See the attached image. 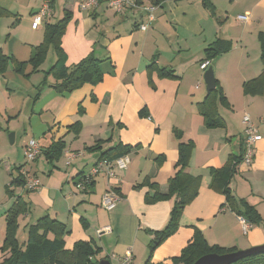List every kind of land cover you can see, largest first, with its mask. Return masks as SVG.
<instances>
[{
  "label": "crops",
  "instance_id": "crops-1",
  "mask_svg": "<svg viewBox=\"0 0 264 264\" xmlns=\"http://www.w3.org/2000/svg\"><path fill=\"white\" fill-rule=\"evenodd\" d=\"M81 1L66 0L57 6L56 0H0V50L12 58L0 73V217L5 214L6 219L18 197L29 203V211L18 217L19 243L27 242L31 223L50 215L70 230L65 236L67 249L79 240H87L101 249L98 255L113 264L128 251L132 254L130 264H144L149 259L154 231L167 225L178 200L176 195L161 199H154V195L157 190L169 193V179L177 170L179 144L192 140L195 147L184 171L198 179V192L185 207L177 231L157 247L151 262L173 264L172 258L181 254L196 230L210 244L238 250L263 245L264 95L243 92V82L258 76L263 66L251 63L234 76L231 89L218 78L228 100V105L217 101L224 126L206 125L198 102L208 93L201 82L205 49L218 39L228 42L225 44L229 49L209 59L210 65L234 50L250 55L264 36V0H227L225 7L222 0H209L213 9L203 0H164L158 4L137 0L139 8L127 7L121 12L107 0L86 11ZM48 5L49 13L38 28H33L35 15ZM152 5L154 19L149 22L145 8ZM64 10L72 12L62 37L66 65L79 62L93 51L102 60L104 80L60 93L53 87L58 80L46 73L57 57L54 48L50 47L54 55L49 49L36 69L29 61L33 47L44 40L46 23L63 17ZM240 15L245 18L240 19ZM25 21L28 30L23 28ZM239 22L243 25L235 32ZM143 23L146 28H141ZM17 62L26 63L23 73L16 70ZM151 63L156 68L150 72L147 67ZM159 68L173 70L174 75L162 76ZM246 115L262 138L255 142L252 163H238L230 188L236 199L256 207L263 221L251 223L245 234L243 216L212 186L211 169L224 166L232 155L245 153ZM232 116L239 117V128L230 126ZM12 133L13 143L9 139ZM31 139L38 141L41 152L26 165L25 147ZM118 144L130 145L129 166L116 168L111 178L100 173L86 189L77 188V182L102 154ZM71 155L76 156L68 164ZM21 166L22 171L39 177L38 190L10 186ZM110 187L117 188L121 200L113 210H106L101 199ZM4 235L6 221L0 226V246ZM8 255L3 252L0 258Z\"/></svg>",
  "mask_w": 264,
  "mask_h": 264
},
{
  "label": "trees",
  "instance_id": "trees-1",
  "mask_svg": "<svg viewBox=\"0 0 264 264\" xmlns=\"http://www.w3.org/2000/svg\"><path fill=\"white\" fill-rule=\"evenodd\" d=\"M51 1L53 2L54 0ZM152 1L158 4L164 0ZM203 1L206 6L213 9V5L209 0ZM71 18L72 12L64 10L63 17L56 22L46 23L44 40L33 47L29 61L36 69L46 58L50 47L54 48L57 57L46 73L53 74L58 80L53 84V87L60 93L72 92L85 83L97 84L104 80V71L101 67L102 60L93 51L79 62L70 66L66 65L67 55L62 47V37ZM225 43L228 42L218 39L209 45L205 49V60H214L218 55L227 51L229 46ZM11 60L10 56L0 50V73L6 70ZM261 60L263 66L261 73L243 82V92L246 95H264V36L261 41ZM25 65V62H17L16 70L23 73ZM154 68H156L155 63H151L147 67L150 72ZM159 70L162 76L174 75L173 70L167 71L165 68H159ZM216 81V89L208 92L204 100L198 102L199 112L204 116L205 123L209 127L225 125V120L219 112L217 101L228 105V100L219 85L218 79ZM37 96H40V93ZM61 145L60 143L58 146ZM194 147L195 144L192 140L179 144L177 170L169 179V193L162 194L157 190L154 195V199L176 195L178 200L171 210L167 225L161 230L154 231V239L150 243L149 259L144 264H154L150 259L155 248L177 231L185 207L198 192V179L190 177L184 171ZM130 149V145L118 144L116 147L105 151L101 158H118L125 153H129ZM112 151L116 153L111 156L109 153ZM243 157L244 153L238 156L232 155L224 166L212 168V186L225 195L227 203L239 215L245 217L252 224H259L263 221V218L256 207L250 205L244 199H236L230 188L231 178ZM21 169L22 166L17 168L18 173L12 177L10 186L25 185V178L21 173ZM242 207H244V210H242ZM27 211H29V203L22 197H18L17 201L8 209L6 214V235L1 248L3 252H9V255L4 257L0 264H95L101 260L97 258L101 249L87 240H79L72 249H67L65 236L70 233V230L65 223L50 215H44L29 225L28 240L24 245H21L16 237L18 217ZM237 250L235 247L230 248L218 244H210L203 233L200 230H196L192 240L182 249L181 254L173 257L172 260L173 264H193L198 258L209 253L225 254L236 252ZM233 264H264V253L244 257Z\"/></svg>",
  "mask_w": 264,
  "mask_h": 264
},
{
  "label": "built area",
  "instance_id": "built-area-1",
  "mask_svg": "<svg viewBox=\"0 0 264 264\" xmlns=\"http://www.w3.org/2000/svg\"><path fill=\"white\" fill-rule=\"evenodd\" d=\"M101 0H82L81 7L86 11H92L99 6ZM108 4L116 9L118 12L124 11L127 7L130 8H139L141 5L137 0H107ZM145 9L148 10V20L151 22L154 19V9L155 6H149ZM49 13V5L44 6L40 11L35 15L33 21V28H38L42 23L43 16ZM240 19H244V16H239ZM141 28H146L147 24H141ZM210 67V61L206 60L202 62L201 68L207 70ZM246 125V149L244 157L241 162L246 164H251L254 158L255 153V142L262 138V135L258 132L257 126L252 122L249 115H246L244 118ZM41 152V146L36 139H31L25 147V157L28 162H32L37 159L39 153ZM76 155H71L68 164L71 162ZM131 163V157L129 153H125L118 158H101L99 159L91 168L90 172L81 177V180L77 182V188L84 190L92 182L95 176L100 173H104L107 178H111L115 175L116 168L126 169ZM25 178V186L29 190H38L41 186L39 177L30 174L27 170H21ZM121 200V196L118 193L117 188L110 187L105 191L102 196L101 206L107 210H113ZM241 224L243 232L246 234L249 228L252 226L251 223L245 218H241ZM105 231H110V227H105ZM132 254L131 251H128L127 254L118 259L116 264H130ZM112 263V262H111ZM113 264V263H112Z\"/></svg>",
  "mask_w": 264,
  "mask_h": 264
},
{
  "label": "rangeland",
  "instance_id": "rangeland-1",
  "mask_svg": "<svg viewBox=\"0 0 264 264\" xmlns=\"http://www.w3.org/2000/svg\"><path fill=\"white\" fill-rule=\"evenodd\" d=\"M66 0H56V5H63L64 2ZM148 1V0H147ZM223 1V2H222ZM222 7H225L226 4H227V0H222ZM26 2V1H25ZM149 2V1H148ZM239 7H245V4L244 3H237ZM23 11H25V6L23 5L22 7ZM25 13V12H24ZM225 13V12H224ZM238 13H244V12H238ZM238 13L234 16V19H236V16L238 15ZM27 15V14H26ZM104 21V20H102ZM100 22V21H99ZM243 24L241 22L238 23V26L237 28L235 29V32H239V28L242 26ZM29 26V23H27V21L24 22V25H23V28L25 30H28V27ZM30 27H31V21H30ZM247 40H249V37L247 38ZM249 42L251 43V39L249 40ZM260 44H257V49L256 50H251L250 52V55L248 53H245L243 54V52L239 51V50H234L232 51L231 55H223L222 57H220L219 59H217L216 61V64L214 65L215 62L212 63V66L213 67V70H214V73H215V76H216V79L220 78L222 79L223 83L227 84L228 87H231L233 88L234 87V81L236 78H234L235 75H239L242 71V70H245V69H248L249 67H251V63L253 64V66H257V67H260L262 66V64L259 63V59H260V50H261V45L259 47ZM49 54H52L54 55V51L53 49H50V52ZM206 70H203L202 72V88L204 91H206V86H205V79H203V76H204V73H205ZM234 99L236 98V96H232ZM225 113V111H224ZM232 121L233 123H230V126L232 128L236 127V128H239L240 126V120H239V117L238 116H232ZM240 132H243V129H241ZM29 136V135H28ZM236 137H239V134L236 133L235 135ZM28 138V137H27ZM10 139V138H9ZM19 142L14 144L13 148H16L18 146ZM38 158V157H37ZM23 159V158H21ZM26 160V159H25ZM33 162H28L27 161V164H31ZM42 163L41 162V165L40 167L42 168ZM35 170H37L36 167H34ZM30 174L31 171H30ZM40 175L42 176V171L40 172ZM18 185H13V187H17ZM20 191V189L18 190ZM105 193V192H104ZM102 200V199H101ZM39 204V203H38ZM107 210V209H106ZM6 219H5V214L0 217V226L2 227V225L5 223ZM3 235V234H2ZM27 235V234H26ZM3 237V236H2ZM22 237V234L20 235V238ZM168 239V238H166ZM165 239V240H166ZM3 242L1 244V246L3 245L4 243V240H5V235L3 237ZM164 240V241H165ZM164 241H162L157 247H159ZM219 245V244H218ZM0 246V257H1V253H3L2 251V248ZM221 246V245H220ZM261 246V245H260ZM157 247L155 248V250L157 249ZM256 247V246H254ZM246 249H249V248H246ZM246 249H242V250H246ZM150 250V248H149ZM154 250V251H155ZM154 253V252H153ZM98 259H102V255H98L97 256ZM2 258H0V261H1ZM171 262V261H170Z\"/></svg>",
  "mask_w": 264,
  "mask_h": 264
},
{
  "label": "water",
  "instance_id": "water-1",
  "mask_svg": "<svg viewBox=\"0 0 264 264\" xmlns=\"http://www.w3.org/2000/svg\"><path fill=\"white\" fill-rule=\"evenodd\" d=\"M204 79L206 83L207 92H211L216 89L217 81L212 66H210L205 71ZM10 140L11 143L14 142V133L11 134ZM258 253H264V244L261 246L251 247L246 250H237L236 252L225 253V254L209 253L198 258L193 264H233L244 257ZM95 264H112V263L109 259L103 258Z\"/></svg>",
  "mask_w": 264,
  "mask_h": 264
}]
</instances>
